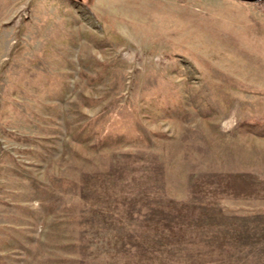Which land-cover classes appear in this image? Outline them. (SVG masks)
<instances>
[{"label":"rangeland","instance_id":"rangeland-1","mask_svg":"<svg viewBox=\"0 0 264 264\" xmlns=\"http://www.w3.org/2000/svg\"><path fill=\"white\" fill-rule=\"evenodd\" d=\"M0 264H264V0H0Z\"/></svg>","mask_w":264,"mask_h":264},{"label":"water","instance_id":"water-1","mask_svg":"<svg viewBox=\"0 0 264 264\" xmlns=\"http://www.w3.org/2000/svg\"><path fill=\"white\" fill-rule=\"evenodd\" d=\"M244 1H252V2H254V1H261V0H244Z\"/></svg>","mask_w":264,"mask_h":264}]
</instances>
